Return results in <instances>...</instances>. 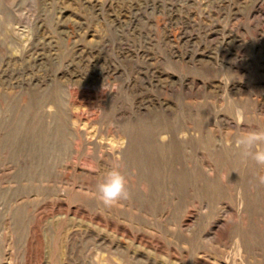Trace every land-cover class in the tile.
I'll return each instance as SVG.
<instances>
[{
  "label": "rangeland",
  "instance_id": "374dc122",
  "mask_svg": "<svg viewBox=\"0 0 264 264\" xmlns=\"http://www.w3.org/2000/svg\"><path fill=\"white\" fill-rule=\"evenodd\" d=\"M249 132L264 0H0V264H264Z\"/></svg>",
  "mask_w": 264,
  "mask_h": 264
},
{
  "label": "clouds",
  "instance_id": "9594fccd",
  "mask_svg": "<svg viewBox=\"0 0 264 264\" xmlns=\"http://www.w3.org/2000/svg\"><path fill=\"white\" fill-rule=\"evenodd\" d=\"M264 133L249 132L237 140V146L242 148L244 157H251L257 164L264 165ZM264 183V176L259 177ZM98 198L105 205H111L120 199L128 198L127 179L119 166L107 170L102 181L96 185Z\"/></svg>",
  "mask_w": 264,
  "mask_h": 264
}]
</instances>
